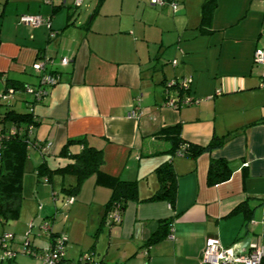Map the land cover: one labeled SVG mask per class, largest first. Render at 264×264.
<instances>
[{
	"label": "crops",
	"instance_id": "obj_1",
	"mask_svg": "<svg viewBox=\"0 0 264 264\" xmlns=\"http://www.w3.org/2000/svg\"><path fill=\"white\" fill-rule=\"evenodd\" d=\"M205 1L84 0L76 7L74 0H0V79L4 90L29 94L25 110L7 104L32 110L36 119L26 164L29 202L24 196L18 216L23 223L4 230L14 233L12 240L41 214L67 237L63 264H83L77 258L84 252L97 264H210L202 258L210 235L241 253L254 243L264 246V65L253 60L254 50L264 47V0H216L203 23ZM36 14L47 21H20ZM154 53L168 62L158 79L147 71ZM50 57L47 70H57L58 83L36 98L26 86L38 84L34 63ZM62 57L70 63L59 64ZM170 79L189 81L188 91L201 100L168 105V96L181 93L165 87ZM136 106L140 113L130 114ZM175 123L195 143L215 134L227 139L197 156L173 153L162 129ZM69 139L75 140L71 153L84 144L102 149L105 171L138 181L122 221L104 218L112 188L98 183L96 173L69 193L62 186L74 183L75 174L39 172L43 161L51 168L74 161L62 153ZM218 157L229 161L232 173L212 184L210 162ZM167 161L177 174L176 200L147 199L160 184L157 167ZM42 236L51 244L49 231ZM44 249L31 239L26 252L42 259Z\"/></svg>",
	"mask_w": 264,
	"mask_h": 264
},
{
	"label": "trees",
	"instance_id": "obj_2",
	"mask_svg": "<svg viewBox=\"0 0 264 264\" xmlns=\"http://www.w3.org/2000/svg\"><path fill=\"white\" fill-rule=\"evenodd\" d=\"M216 5V0H206L203 3V23H208L211 20ZM175 81L180 82V80ZM11 85L15 86L14 83ZM10 89L14 90L13 87H7L5 92H9ZM179 91L181 92L182 90ZM182 95L180 93V96ZM29 107L31 108L32 106L30 105ZM0 120L4 122V125L0 127L4 132L0 166V219L5 223L17 218L21 212L22 201L25 196L23 189L24 175L29 157V131H31L30 125L36 124V119L34 118L32 110L19 111L12 105L7 104L3 112V117ZM6 120L10 121L9 125H6ZM180 128V123H175L167 125L162 129V132L172 140L170 151L173 153L197 156L204 151H211L214 148L222 146L227 139V135L219 136L215 134L206 144L195 143L184 139L181 135ZM73 141L75 140L69 139L62 148V153L69 154L74 159L73 162L58 166L57 168H51L46 161H43L38 165L39 172L48 178H51L55 172L75 174L76 181L74 183L69 185L64 183L62 186V190L69 193L77 192L81 186L82 179L93 172L96 173L98 183L109 185L112 188V194L107 203L104 218L107 219L110 211L116 208L121 212L123 220L128 201L138 196V181L135 179H125L105 171L101 167L104 161L102 149L84 144L80 152L71 153L69 151V145ZM156 171L160 184L157 190L147 199H165L174 203L177 197L178 181L172 161L160 164ZM231 173L232 168L226 158H213L210 162L208 182L213 184L226 180L230 177ZM47 231L52 236V242L48 249L53 246L57 237L60 235L66 237L63 232L54 231L52 226ZM158 237L159 235H155L149 241H155ZM64 243L66 250L67 237L64 238ZM0 246L2 247L1 244ZM48 249H44L42 255ZM87 253L88 257L85 261L82 258H79L78 261L83 264H97L96 261H90L92 255L90 252ZM65 256L66 252L57 264H63L66 259ZM15 258L16 255L8 258L2 256L1 264H13Z\"/></svg>",
	"mask_w": 264,
	"mask_h": 264
},
{
	"label": "built area",
	"instance_id": "obj_3",
	"mask_svg": "<svg viewBox=\"0 0 264 264\" xmlns=\"http://www.w3.org/2000/svg\"><path fill=\"white\" fill-rule=\"evenodd\" d=\"M84 0H74V4L79 7L82 5ZM166 3V0H151V4L153 5H163ZM173 6H175V2H171ZM20 21L23 23H28L33 26H38L43 22L47 21L43 15H22ZM48 21H50L48 19ZM56 31L51 32V36L56 35ZM254 63L258 65H264V47H257L253 53ZM69 57H62L60 59L61 65H67L70 63ZM54 63L53 58H47L45 62H37L34 63V68L37 72H39V81L36 86L27 85L26 90L39 98L41 96L47 95L49 93L48 87H52L58 83L59 74L57 70H47V65ZM261 86L264 87V81L261 83ZM178 88L181 91L182 96H168L166 103L172 106H179L181 104L199 102L201 100L200 97H194L189 94L190 83L187 80H180V82H176L175 80L168 81L167 89L170 88ZM10 92H13V89H10ZM187 92V93H186ZM139 107L136 106L130 114H139ZM33 125H30L32 130ZM4 132L0 128V166L2 161V142H3ZM71 200L74 199V196L70 197ZM107 222H120L122 220L121 212L114 208L110 211L107 217ZM51 223L48 220H45L43 223V227L46 230L51 228ZM14 233L12 231H5L0 233V244L2 245L4 252L3 257H13L16 255L17 251L10 246V241L13 239ZM63 235L57 237V240L53 244L51 248H49L42 255L43 264H57L61 257L65 254V243ZM25 251H27V247H25ZM88 254L86 255V258ZM203 262L210 264H262L264 258V246L259 243H254L248 252L241 253L234 246H225L221 239L218 236L210 235L206 239L205 247L203 249Z\"/></svg>",
	"mask_w": 264,
	"mask_h": 264
},
{
	"label": "rangeland",
	"instance_id": "obj_4",
	"mask_svg": "<svg viewBox=\"0 0 264 264\" xmlns=\"http://www.w3.org/2000/svg\"><path fill=\"white\" fill-rule=\"evenodd\" d=\"M181 4L182 3H179L178 5L181 6ZM173 11H174V8L172 7L171 12H170L171 15H174ZM155 56L156 55L154 53L153 54V59L151 60L153 67L147 69V71L148 70L151 71L150 75H152V72L154 71L153 75H155L156 79H158L156 74L160 73V75H161L162 72L164 74L165 71L163 70V67H164V65L165 66L168 65V62L165 61V60L164 61L162 60V61L158 62V60L156 59ZM59 67L61 68V66H59ZM168 78H169V76H168ZM169 81H171V79ZM167 85H168V82L165 84V87H167ZM28 95L29 94L24 92V91L23 92L16 91L15 93L9 91V92L6 93L5 90H4V82H2V80L0 79V112H2V113L4 112V110L6 109L7 103L10 102V101L16 102L15 105H16L17 109L25 110L27 107L23 105V102H24L23 98H25ZM0 115H1V113H0ZM0 119H1V117H0ZM9 124H10V121L6 120V125H9ZM3 125H4V122L2 120H0V127H2ZM30 173H31V171H29L27 169V171L25 173V181H24V195H25L24 202H26V201L29 202V197L27 195H28V193H30V190H31V185H30V182H29L30 181V177H31ZM62 197L63 196H61V201L63 202V201H65V198H62ZM41 203H43V202H41ZM67 203H68V201L66 200L64 202V206L65 207H66ZM36 217H37V219H33L35 221V225L34 226H32L31 222L28 221V223L25 225L23 230H17L16 238L10 242V246L17 251L16 259L13 261L14 264H43V258L42 257H41L42 259H39L38 256L27 254V252L25 251V247L28 246V243H31V239H35V242L40 244V245H41V242H42L44 244V246H45V249H48V247L50 245L49 241L44 239L43 236H42V234L46 232V229L43 227V223L45 222L46 218H44V215H41V214L38 215V216H35V218ZM18 220H19V217L15 218V219H12V220H9V221L4 223L0 219V233H3V231L5 229L10 228L11 225H13L15 223H17V224L23 223L21 221L18 222ZM46 220H48V219H46ZM13 241H14V243H13ZM68 243L69 242H67V244ZM3 252H4V249H3V247L0 246V258H1L2 254H3ZM87 254H88L87 252L81 253L79 255V257L77 258V261L79 260V258H82L83 261H85Z\"/></svg>",
	"mask_w": 264,
	"mask_h": 264
},
{
	"label": "water",
	"instance_id": "obj_5",
	"mask_svg": "<svg viewBox=\"0 0 264 264\" xmlns=\"http://www.w3.org/2000/svg\"><path fill=\"white\" fill-rule=\"evenodd\" d=\"M155 224H156V222H154V224H153V225H155ZM153 225H152V226H153Z\"/></svg>",
	"mask_w": 264,
	"mask_h": 264
}]
</instances>
